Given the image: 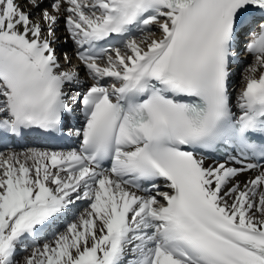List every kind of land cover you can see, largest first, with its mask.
<instances>
[{"label":"snow or ice","instance_id":"obj_1","mask_svg":"<svg viewBox=\"0 0 264 264\" xmlns=\"http://www.w3.org/2000/svg\"><path fill=\"white\" fill-rule=\"evenodd\" d=\"M0 146V264H264V0H0Z\"/></svg>","mask_w":264,"mask_h":264},{"label":"bare ground","instance_id":"obj_2","mask_svg":"<svg viewBox=\"0 0 264 264\" xmlns=\"http://www.w3.org/2000/svg\"><path fill=\"white\" fill-rule=\"evenodd\" d=\"M62 37L66 36V33L63 31V21H61V30H60V33H59ZM245 39L247 40L248 37H245ZM64 52H67L70 56L73 55V53L75 52V45L73 44V42L71 40H67V42H61L57 45V54L58 55H63ZM242 53L241 55H238L239 57H246L248 58L249 60L252 59V56L249 55V54H246L243 50V46H241L240 50H239V54ZM63 62V61H62ZM74 63H78L77 61L74 60ZM236 65H234V69H235ZM81 73H82V78L85 79V86L87 85L88 81L86 79V77H83V68L81 66ZM108 81L111 80V78H106ZM239 84V81L235 82L233 84V103H235V99H236V96L238 95V92H239V89H240V84ZM77 142V141H76ZM27 146H30V147H35V148H39V149H44V150H67L68 147H60V148H52V147H46V146H43L41 145L37 140H30L27 144ZM240 179L243 181L244 179H246V176L244 177H240ZM84 209L81 208V212H83ZM67 224V221H61L58 225H57V228L59 229V231H64V228ZM52 237H51V233H49L47 235V237H44V236H41L40 238H38L37 242L38 244H36L35 246H40L42 245L43 243L47 242V240H50ZM31 249H29L30 251Z\"/></svg>","mask_w":264,"mask_h":264},{"label":"rangeland","instance_id":"obj_3","mask_svg":"<svg viewBox=\"0 0 264 264\" xmlns=\"http://www.w3.org/2000/svg\"><path fill=\"white\" fill-rule=\"evenodd\" d=\"M244 40H245V37H244ZM242 53H240L239 55H241ZM238 58L240 59V61L238 62V64L236 65L235 69H234V77H233V84L237 81H239V84H240V81H241V74H242V71L245 67H247V65L252 61V59H248L246 57H239ZM237 84V85H239ZM240 86V85H239ZM79 203V202H78ZM38 244V243H36Z\"/></svg>","mask_w":264,"mask_h":264}]
</instances>
